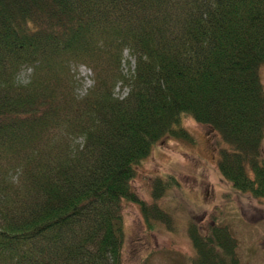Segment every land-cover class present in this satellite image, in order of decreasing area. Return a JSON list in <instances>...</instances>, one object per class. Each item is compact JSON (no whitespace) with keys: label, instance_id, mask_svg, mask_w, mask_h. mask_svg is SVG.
I'll use <instances>...</instances> for the list:
<instances>
[{"label":"trees","instance_id":"16d2710c","mask_svg":"<svg viewBox=\"0 0 264 264\" xmlns=\"http://www.w3.org/2000/svg\"><path fill=\"white\" fill-rule=\"evenodd\" d=\"M72 62L94 72L85 95ZM262 66L264 0H0V264H121L122 201L147 215L136 166L191 140L183 115L229 145L225 180L264 198ZM189 236L193 264H240L226 227Z\"/></svg>","mask_w":264,"mask_h":264},{"label":"rangeland","instance_id":"374dc122","mask_svg":"<svg viewBox=\"0 0 264 264\" xmlns=\"http://www.w3.org/2000/svg\"><path fill=\"white\" fill-rule=\"evenodd\" d=\"M133 67L127 50L123 51L122 72L129 74ZM29 74L30 69L23 68L18 79L25 82ZM70 78L74 93L82 96L93 85L94 72L72 62ZM260 78L264 87V66ZM114 92L124 97L127 88L117 82ZM181 124L191 140L158 141L136 166L130 187L146 205L147 215L139 203L122 201L121 264H193L192 224L202 234L213 226L226 227L236 239L240 264H264V198L237 190L220 173V151L229 145L220 141L217 131L187 115ZM261 151L264 156V139Z\"/></svg>","mask_w":264,"mask_h":264}]
</instances>
